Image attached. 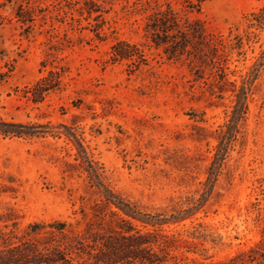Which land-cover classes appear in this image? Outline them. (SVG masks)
<instances>
[{
  "label": "rangeland",
  "instance_id": "374dc122",
  "mask_svg": "<svg viewBox=\"0 0 264 264\" xmlns=\"http://www.w3.org/2000/svg\"><path fill=\"white\" fill-rule=\"evenodd\" d=\"M262 6L0 0V119L34 127L0 135V245L36 222L110 229L111 195L184 210L162 226L180 264H262L264 25L248 24ZM202 229L215 243L192 234Z\"/></svg>",
  "mask_w": 264,
  "mask_h": 264
},
{
  "label": "trees",
  "instance_id": "16d2710c",
  "mask_svg": "<svg viewBox=\"0 0 264 264\" xmlns=\"http://www.w3.org/2000/svg\"><path fill=\"white\" fill-rule=\"evenodd\" d=\"M248 24L264 25V6L251 14ZM243 108V99L238 96L233 110L236 119L241 118ZM32 128V125L0 119L3 136L31 134ZM222 144L220 140L208 168V181L214 179L223 159ZM115 198L110 195L108 199L119 210L111 213L116 217L114 227L72 235L64 221L32 223L23 234L1 242L0 264H180L172 255L175 240L162 226L184 220V210L166 217L160 213H144L129 202ZM192 234L203 242L216 240L205 229ZM249 260V255L245 259L238 255L228 261L198 264H246Z\"/></svg>",
  "mask_w": 264,
  "mask_h": 264
}]
</instances>
